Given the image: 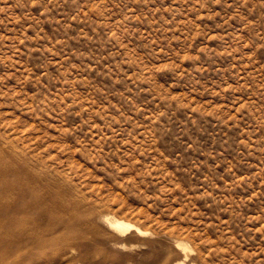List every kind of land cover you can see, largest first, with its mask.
I'll list each match as a JSON object with an SVG mask.
<instances>
[{
  "label": "rangeland",
  "instance_id": "374dc122",
  "mask_svg": "<svg viewBox=\"0 0 264 264\" xmlns=\"http://www.w3.org/2000/svg\"><path fill=\"white\" fill-rule=\"evenodd\" d=\"M101 262L264 264V0H0V264Z\"/></svg>",
  "mask_w": 264,
  "mask_h": 264
},
{
  "label": "bare ground",
  "instance_id": "6f19581e",
  "mask_svg": "<svg viewBox=\"0 0 264 264\" xmlns=\"http://www.w3.org/2000/svg\"><path fill=\"white\" fill-rule=\"evenodd\" d=\"M108 223L110 224V226H112L114 229L120 231V232H126V231H129V230H136L137 232H144L143 230H141L136 224L130 222V221H127L125 219H121V218H109L108 219ZM178 242V241H177ZM177 246L178 247H182L184 249H187L189 248V244L188 243H185V242H181L179 241L177 243ZM178 264H184V262H179Z\"/></svg>",
  "mask_w": 264,
  "mask_h": 264
},
{
  "label": "snow or ice",
  "instance_id": "6c2138e0",
  "mask_svg": "<svg viewBox=\"0 0 264 264\" xmlns=\"http://www.w3.org/2000/svg\"><path fill=\"white\" fill-rule=\"evenodd\" d=\"M101 264H102V262H101Z\"/></svg>",
  "mask_w": 264,
  "mask_h": 264
}]
</instances>
